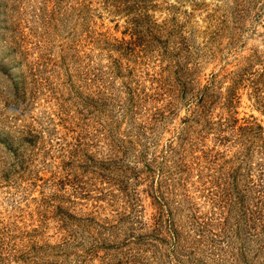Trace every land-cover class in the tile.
I'll use <instances>...</instances> for the list:
<instances>
[{
  "label": "rangeland",
  "instance_id": "rangeland-1",
  "mask_svg": "<svg viewBox=\"0 0 264 264\" xmlns=\"http://www.w3.org/2000/svg\"><path fill=\"white\" fill-rule=\"evenodd\" d=\"M0 264H264V0H0Z\"/></svg>",
  "mask_w": 264,
  "mask_h": 264
}]
</instances>
